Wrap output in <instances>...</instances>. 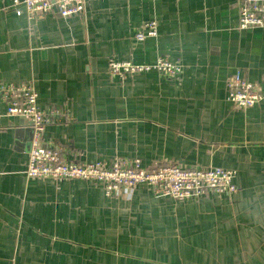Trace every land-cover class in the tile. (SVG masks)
<instances>
[{"label":"crops","instance_id":"1","mask_svg":"<svg viewBox=\"0 0 264 264\" xmlns=\"http://www.w3.org/2000/svg\"><path fill=\"white\" fill-rule=\"evenodd\" d=\"M0 0V85L33 83L43 131L69 160L139 158L236 171L237 192L131 196L73 178L29 177L30 122L0 94V264H264V98L228 100L240 71L264 92V27L240 28L244 0H85L82 13L17 15ZM157 22V36L137 34ZM183 72L113 75L108 59Z\"/></svg>","mask_w":264,"mask_h":264},{"label":"built area","instance_id":"2","mask_svg":"<svg viewBox=\"0 0 264 264\" xmlns=\"http://www.w3.org/2000/svg\"><path fill=\"white\" fill-rule=\"evenodd\" d=\"M12 8L17 15L44 16L52 9L62 17L85 11V0H13ZM146 31L137 34L139 40L157 36V22H147ZM240 28L264 27V0H244L239 20ZM110 72L116 76L157 70L169 77H178L182 68L178 63L158 58L154 63H134L110 57ZM264 84V76H263ZM1 100L8 115L26 118L32 128L26 173L29 177L73 178L103 184L108 196H131L133 190L145 184L162 196L177 199H198L209 191L231 195L238 190L236 171L223 167H188L182 164L155 162L143 166L139 158L116 157L111 163L104 161L77 162L65 157L61 147L45 144L43 131L48 123L57 120L63 112L43 110L38 105V92L33 83H3L0 85ZM264 98L262 84L245 79L237 71L229 82L228 100L237 106L250 107Z\"/></svg>","mask_w":264,"mask_h":264}]
</instances>
